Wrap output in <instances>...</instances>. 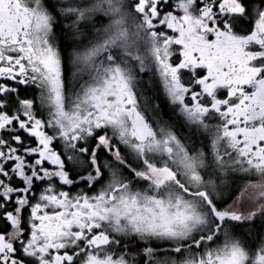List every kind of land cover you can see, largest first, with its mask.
<instances>
[{
  "label": "snow or ice",
  "instance_id": "6c2138e0",
  "mask_svg": "<svg viewBox=\"0 0 264 264\" xmlns=\"http://www.w3.org/2000/svg\"><path fill=\"white\" fill-rule=\"evenodd\" d=\"M0 264H264V0H0Z\"/></svg>",
  "mask_w": 264,
  "mask_h": 264
}]
</instances>
